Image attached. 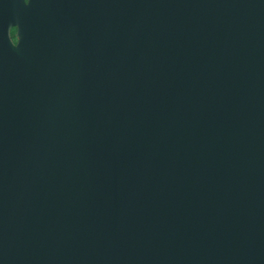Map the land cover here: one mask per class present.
<instances>
[{"label":"water","instance_id":"water-1","mask_svg":"<svg viewBox=\"0 0 264 264\" xmlns=\"http://www.w3.org/2000/svg\"><path fill=\"white\" fill-rule=\"evenodd\" d=\"M0 264H264V0H0Z\"/></svg>","mask_w":264,"mask_h":264},{"label":"trees","instance_id":"trees-1","mask_svg":"<svg viewBox=\"0 0 264 264\" xmlns=\"http://www.w3.org/2000/svg\"><path fill=\"white\" fill-rule=\"evenodd\" d=\"M10 34L12 37H14V29L13 28L11 29Z\"/></svg>","mask_w":264,"mask_h":264},{"label":"rangeland","instance_id":"rangeland-1","mask_svg":"<svg viewBox=\"0 0 264 264\" xmlns=\"http://www.w3.org/2000/svg\"><path fill=\"white\" fill-rule=\"evenodd\" d=\"M12 37V36H11ZM16 37H15V34H14V37H13V40L15 39Z\"/></svg>","mask_w":264,"mask_h":264},{"label":"flooded vegetation","instance_id":"flooded-vegetation-1","mask_svg":"<svg viewBox=\"0 0 264 264\" xmlns=\"http://www.w3.org/2000/svg\"><path fill=\"white\" fill-rule=\"evenodd\" d=\"M12 29V28H11ZM14 29V28H13Z\"/></svg>","mask_w":264,"mask_h":264}]
</instances>
